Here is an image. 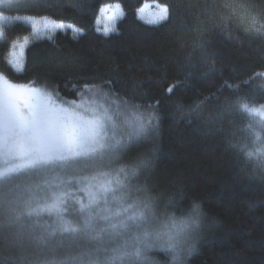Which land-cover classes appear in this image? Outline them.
I'll return each instance as SVG.
<instances>
[{
    "label": "trees",
    "instance_id": "16d2710c",
    "mask_svg": "<svg viewBox=\"0 0 264 264\" xmlns=\"http://www.w3.org/2000/svg\"><path fill=\"white\" fill-rule=\"evenodd\" d=\"M145 2L167 7L169 19L158 24L143 20L140 10ZM31 3L39 6L0 7L3 77L13 84L41 88L65 107L66 101L80 102L81 97L72 88L84 83L104 86L103 91L109 93L107 99L99 93H85L84 98L104 104L110 114L115 111L111 100H128L142 106V112L154 106L160 118L158 133L132 146L127 156L129 160L147 157L151 167L133 183L147 181L154 194L164 193L162 206L174 196L176 207L167 211L177 216L178 208L187 209L193 201L203 210L200 228L180 252L179 260L174 261L170 252L153 249L148 253L152 264H264V167H259L255 158L250 160L228 147L225 134L232 131V125L225 123L223 132L216 131L189 111L190 106L203 101L200 111L212 115L225 99L246 103L249 109L264 106V33L254 30L264 21L253 22V17L259 19L255 9L264 7L262 0ZM113 3L121 5L123 16L116 21L114 31L106 35L98 19L103 6ZM40 19L71 24L75 31L67 28L38 35L26 46L17 71L11 61L12 51L16 43L34 34L29 20ZM200 39L205 42L210 62L202 61L199 51H193V42ZM190 53L192 66L185 63ZM177 104L183 110L178 111ZM249 123L257 130L264 127V119L252 112L242 110L234 116L236 127ZM237 136L250 148L260 146L261 142L253 145L252 136ZM19 176L13 197L24 195V187L30 183L23 173ZM68 178L47 174L39 182ZM66 188L78 189L75 182ZM73 201L72 195L66 198L69 207ZM41 219L52 220V216L44 214ZM77 252L76 248L69 250V254ZM34 254L31 248L23 252L29 257ZM20 255V250L0 245V264H19ZM63 255L58 253L59 257Z\"/></svg>",
    "mask_w": 264,
    "mask_h": 264
},
{
    "label": "snow or ice",
    "instance_id": "6c2138e0",
    "mask_svg": "<svg viewBox=\"0 0 264 264\" xmlns=\"http://www.w3.org/2000/svg\"><path fill=\"white\" fill-rule=\"evenodd\" d=\"M17 3L20 7L39 6L29 0ZM117 9L122 18L119 5ZM100 11L103 15L107 9ZM255 11L259 19L253 17L254 25L264 21V7ZM115 18L109 16L108 20ZM168 19L169 10L164 7L148 23ZM254 30L264 33V23ZM111 31L114 28L104 29L106 35ZM192 47L199 51L202 61L210 62L202 39L194 41ZM185 63L193 65L191 53L185 57ZM0 79L4 82L0 88V158L9 165L0 170V245L20 250L19 264H152L148 253L153 249L170 252L173 260L178 261L183 245L200 228L203 210L193 201L187 209L178 208L180 216L168 212L169 207H176L174 196L162 206L164 193L154 194L147 181L133 183L151 167V160L127 159L132 146L158 133L160 118L154 106L142 112V106L128 100H111L115 111L110 114L104 104L84 98L85 93H99L107 99L109 93L103 91L104 86L84 83L72 88L81 97L80 102L66 101L65 107L41 88L12 84L2 73ZM106 86L111 87L107 82ZM167 91L171 93L172 87ZM89 103L94 106L86 107ZM203 107L204 102L197 101L189 111L216 131L223 132L225 123L232 125V131L225 134L228 147L250 160L255 158L257 165L264 167V127L257 130L251 123L244 127L234 125L236 114L256 109L227 99L212 115H204L200 111ZM177 110H183V106L177 104ZM121 117L122 123L118 124ZM237 133L252 136L253 145L261 142L260 146L250 148ZM20 173L30 183L25 185L24 195L13 197V186H19ZM47 174H64L69 178L58 182L44 180L41 184L39 181ZM73 182L88 199L87 203L74 199L69 207L66 198L73 194L66 185ZM44 189H48L47 193ZM44 214L54 215L55 219L52 223L42 221ZM27 248L34 251V256L23 255ZM72 248L78 252L69 254ZM61 252L64 255L59 257Z\"/></svg>",
    "mask_w": 264,
    "mask_h": 264
},
{
    "label": "rangeland",
    "instance_id": "374dc122",
    "mask_svg": "<svg viewBox=\"0 0 264 264\" xmlns=\"http://www.w3.org/2000/svg\"><path fill=\"white\" fill-rule=\"evenodd\" d=\"M33 0H29V2H32ZM14 4H18L17 0H12V2L10 3L9 0H0V7L2 6H9V5H14ZM117 5H119V10H122V7L119 3H113V4H107L104 5L102 9H107V11L99 16L98 19V25L99 28L104 32L105 27H109V28H114L115 29V23L118 19H120L121 17L117 14L118 13V9H117ZM164 8V6H162L159 3H155V2H145V4L142 7L143 11H140V17L143 20L149 21L150 19H153L156 14L159 13L160 9ZM123 12V10H122ZM115 15V19L114 20H108L109 16H114ZM33 26V30H34V34L32 35V37L30 38H26L22 41H19L18 43H16L12 54H11V61L14 65V67L17 69V66H19V68H21L22 66V58L24 55V50L26 48V46L33 41V39H37L40 36L38 35H42V34H50V33H54L58 30H63V29H67L70 28L72 30L75 31V27L72 26L71 24L65 23V22H52L49 20H45V19H40V20H29ZM58 24H63L65 25L64 28H52V25H58ZM47 25V27H46ZM112 32V31H111ZM8 81V80H7ZM10 82V81H9ZM13 84V83H12ZM4 86V82L3 79H0V88H2ZM252 109H256L257 111L252 112L258 116H260L261 118L264 119V106H258L256 108H252ZM78 111H82V110H78ZM86 116L90 117L89 113L84 112L83 113ZM13 163H18V161H15ZM8 164H5L4 160L2 158H0V170H3L4 168L8 167ZM21 174V173H20ZM14 176L17 174H13ZM19 175V174H18ZM80 187H83L82 185ZM48 189H45V193H47ZM70 193H72V198L74 199H79L80 201L87 203V194L85 192H81L78 191V189H69ZM78 194H84L83 197L79 196ZM85 199V200H84ZM47 215V214H45ZM48 216V215H47ZM55 219V216H52V220H48L46 222L48 223H52L53 220ZM44 221V220H42ZM186 248V244L183 245V250H185ZM182 250V251H183Z\"/></svg>",
    "mask_w": 264,
    "mask_h": 264
}]
</instances>
